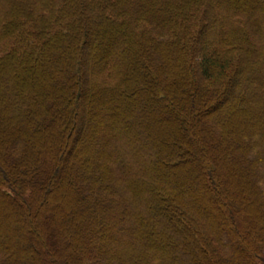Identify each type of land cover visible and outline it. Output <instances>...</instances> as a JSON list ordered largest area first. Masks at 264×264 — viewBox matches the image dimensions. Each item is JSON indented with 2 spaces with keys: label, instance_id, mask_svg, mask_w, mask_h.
Segmentation results:
<instances>
[{
  "label": "trees",
  "instance_id": "trees-1",
  "mask_svg": "<svg viewBox=\"0 0 264 264\" xmlns=\"http://www.w3.org/2000/svg\"><path fill=\"white\" fill-rule=\"evenodd\" d=\"M5 42L0 264H264V0H0Z\"/></svg>",
  "mask_w": 264,
  "mask_h": 264
},
{
  "label": "rangeland",
  "instance_id": "rangeland-1",
  "mask_svg": "<svg viewBox=\"0 0 264 264\" xmlns=\"http://www.w3.org/2000/svg\"><path fill=\"white\" fill-rule=\"evenodd\" d=\"M9 46H10V45L7 44V42H5V43H3V44H0V49L6 48V47H9ZM29 90H31V94H32L33 90H32V89H29ZM165 134H166V133H165ZM226 157H228V159H229V155L226 156ZM232 167H233V166H232Z\"/></svg>",
  "mask_w": 264,
  "mask_h": 264
}]
</instances>
